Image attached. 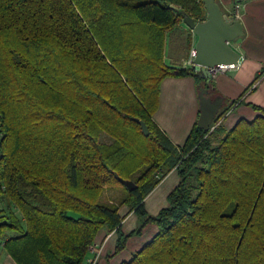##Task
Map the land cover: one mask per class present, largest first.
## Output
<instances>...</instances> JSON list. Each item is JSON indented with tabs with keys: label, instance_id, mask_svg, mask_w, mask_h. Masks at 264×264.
<instances>
[{
	"label": "trees",
	"instance_id": "16d2710c",
	"mask_svg": "<svg viewBox=\"0 0 264 264\" xmlns=\"http://www.w3.org/2000/svg\"><path fill=\"white\" fill-rule=\"evenodd\" d=\"M180 11L205 18L202 0H0V243L16 264H80L101 229L117 232L115 256L149 224L120 264H264V107L240 96L228 107L254 118L194 124L181 146L152 118L161 82L194 73L163 59ZM121 206L139 222L128 235Z\"/></svg>",
	"mask_w": 264,
	"mask_h": 264
},
{
	"label": "crops",
	"instance_id": "0c3cea01",
	"mask_svg": "<svg viewBox=\"0 0 264 264\" xmlns=\"http://www.w3.org/2000/svg\"><path fill=\"white\" fill-rule=\"evenodd\" d=\"M216 2L222 12L239 20L243 32V36L229 43L235 51L241 54L239 64L232 70L217 71L208 85V97L222 99L221 107L213 122L219 121L218 126L229 129L241 118L250 120L255 117V111L243 102L264 107V74L252 84L255 75L261 73L260 70L264 66V0H216ZM174 29H181V32L187 34L186 38L182 36L183 39L179 44L177 34L174 33L171 37L169 35V31ZM170 30L166 32L164 39V62L167 65L192 70L191 52L194 50L197 37L183 21ZM177 44L181 46V49L177 48ZM202 80L197 82L194 75H186L167 77L161 82L158 108L152 118L174 145H183L192 126L196 124L199 114L198 94L200 88L205 87L204 80ZM240 96L239 101L242 100V103L228 107ZM227 107L229 109L225 110ZM177 183L178 176L172 170L146 196L144 208L148 215L155 216L167 206V195ZM119 214L123 217L121 232L128 235L137 228L138 218L133 212H129L126 206L119 208ZM155 232L154 225H147L140 235H134L127 240L121 252L112 256L117 241V232L101 229L93 242V244H103L97 264H120L130 260L135 251L149 241ZM91 256V252H87L86 257ZM0 264H16L1 243Z\"/></svg>",
	"mask_w": 264,
	"mask_h": 264
},
{
	"label": "water",
	"instance_id": "95a60500",
	"mask_svg": "<svg viewBox=\"0 0 264 264\" xmlns=\"http://www.w3.org/2000/svg\"><path fill=\"white\" fill-rule=\"evenodd\" d=\"M205 10V18L197 21L184 12L180 16L187 28L197 37L192 59L193 75L204 80V88H200L198 94L199 114L196 125L204 131L214 121L222 104L221 98L208 97V85L214 68L220 65H238L241 54L235 51L229 43L243 36L242 26L238 19L221 11L216 0H202ZM141 132L147 136L149 130L145 122L136 120ZM128 190L134 185L129 181H121Z\"/></svg>",
	"mask_w": 264,
	"mask_h": 264
},
{
	"label": "built area",
	"instance_id": "2783aa9c",
	"mask_svg": "<svg viewBox=\"0 0 264 264\" xmlns=\"http://www.w3.org/2000/svg\"><path fill=\"white\" fill-rule=\"evenodd\" d=\"M191 56L192 57L194 56V50H192ZM236 66L237 65H233V64H231V65H220L217 68H214V70L211 73V77H214V75L216 74L217 71H219V72H225V71H228V70L235 69ZM219 124H220L219 121L213 122L210 125L209 130L212 131ZM102 246H103V244H101V243H100V245L99 244H92L89 247V249H88V252H91L92 256L89 257V258L85 257L84 260L80 264H97L98 259H99V256L101 255L102 250H103Z\"/></svg>",
	"mask_w": 264,
	"mask_h": 264
},
{
	"label": "rangeland",
	"instance_id": "374dc122",
	"mask_svg": "<svg viewBox=\"0 0 264 264\" xmlns=\"http://www.w3.org/2000/svg\"><path fill=\"white\" fill-rule=\"evenodd\" d=\"M169 30H170V29H169ZM180 30H181V29H177V30L174 29L173 31H172V30L169 31V33H170V34H169L170 37H171L174 33L177 34L176 38H177L178 44H179V42L182 41L183 37H184V38L187 37V34L181 32ZM182 36H183V37H182ZM178 44H177V48L181 49V48H180L181 46H178ZM179 52H181V51H179ZM209 132H211V131L209 130ZM102 140H103V141H108V139L105 138V137H103ZM0 204H1L0 207H4V205H3L1 202H0ZM14 209H15V208H14ZM14 211H15V210H14ZM17 215H18V213H17Z\"/></svg>",
	"mask_w": 264,
	"mask_h": 264
}]
</instances>
